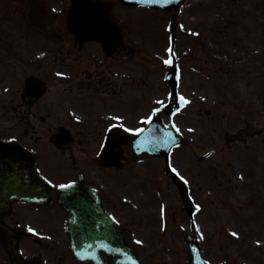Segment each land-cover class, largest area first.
I'll use <instances>...</instances> for the list:
<instances>
[{"label":"rangeland","instance_id":"obj_1","mask_svg":"<svg viewBox=\"0 0 264 264\" xmlns=\"http://www.w3.org/2000/svg\"><path fill=\"white\" fill-rule=\"evenodd\" d=\"M235 1L188 0L176 20L178 93L187 103L177 116L165 115V121L183 135L170 163L185 177L198 205L194 229L162 158L143 157L117 171L121 191L117 203L142 209L144 222L134 231L138 252L147 264H185L184 237L192 233L210 264H264V164L260 162L264 117L255 118L264 108V100L257 96L258 90L264 92V20L257 19L259 25L241 21L236 11L218 7ZM209 3L215 7L209 8ZM130 14L132 21L126 27L136 52L129 72L135 82L145 79L149 95L161 103L169 96L165 74L170 67L165 61L171 13L133 8ZM193 27L197 36L190 31ZM220 29L222 34L217 33ZM252 68L261 74L249 72ZM239 112L244 115V130L233 136ZM248 124L262 133L247 137ZM207 152L210 157L200 160ZM254 152L260 164H249ZM36 227L38 233L47 229L42 223Z\"/></svg>","mask_w":264,"mask_h":264},{"label":"flooded vegetation","instance_id":"obj_2","mask_svg":"<svg viewBox=\"0 0 264 264\" xmlns=\"http://www.w3.org/2000/svg\"><path fill=\"white\" fill-rule=\"evenodd\" d=\"M87 1L0 0V139L10 142L0 150L7 189L1 209L8 224L24 229L23 264L88 263L75 261L67 251L64 214L53 202L38 206L17 196L9 210V200L21 190L16 175L30 180L40 174L54 187L82 178L102 192L106 210L135 244L134 227L144 222L138 205L117 203L116 168L95 163L109 127L129 129L143 118L134 112L129 72L135 62L126 27L132 21L131 7L118 0H95L109 2L117 12V32L99 42L70 23L73 11ZM262 4L264 0H236L233 7L241 21L259 25ZM149 104L148 96L138 101L136 112L145 114ZM262 117L264 108L255 115ZM246 128L248 137L261 131L251 124ZM39 223L47 228L42 235L35 231ZM0 264H12L1 243Z\"/></svg>","mask_w":264,"mask_h":264},{"label":"water","instance_id":"obj_3","mask_svg":"<svg viewBox=\"0 0 264 264\" xmlns=\"http://www.w3.org/2000/svg\"><path fill=\"white\" fill-rule=\"evenodd\" d=\"M126 4H140L176 11L183 0H121ZM89 12L85 19L86 27L96 29L92 36H104L115 29L108 6L101 3H89ZM170 82H173L171 77ZM174 83V82H173ZM175 107L178 103L172 100ZM111 129L106 142L121 137L135 157L147 154L162 156L165 159L167 172L176 185L182 201L183 209L192 218L197 207L189 195L184 179L169 167V154L172 148L181 141V135L174 126L163 124L158 118L152 119L148 125L134 136L121 134ZM113 138V139H114ZM39 181H43L38 178ZM44 183V182H43ZM55 204L66 214L65 231L68 236L70 253L77 259L87 260L93 264H143L138 257L135 246L122 234L118 224L104 211L100 194L84 184L81 180L57 188ZM46 192V193H45ZM47 194L45 189L37 190V203H42ZM193 223V222H192ZM18 236L20 235V230ZM0 240L8 255H21L16 240H12L11 230L0 218ZM189 257L187 264H207L202 258L199 242L185 237Z\"/></svg>","mask_w":264,"mask_h":264},{"label":"snow or ice","instance_id":"obj_4","mask_svg":"<svg viewBox=\"0 0 264 264\" xmlns=\"http://www.w3.org/2000/svg\"><path fill=\"white\" fill-rule=\"evenodd\" d=\"M169 51H171V48L169 49ZM170 62H171L170 60L165 61L166 64H167V63H170ZM181 99H183V98H181ZM185 103H187V101H185ZM233 235H235V233H233Z\"/></svg>","mask_w":264,"mask_h":264}]
</instances>
